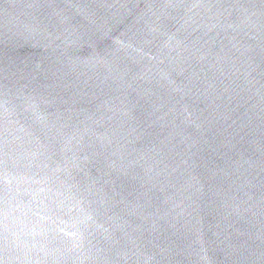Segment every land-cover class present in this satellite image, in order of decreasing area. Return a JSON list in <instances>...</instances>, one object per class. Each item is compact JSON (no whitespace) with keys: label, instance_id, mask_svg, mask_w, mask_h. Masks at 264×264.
<instances>
[{"label":"water","instance_id":"95a60500","mask_svg":"<svg viewBox=\"0 0 264 264\" xmlns=\"http://www.w3.org/2000/svg\"><path fill=\"white\" fill-rule=\"evenodd\" d=\"M0 264H264V0H0Z\"/></svg>","mask_w":264,"mask_h":264}]
</instances>
